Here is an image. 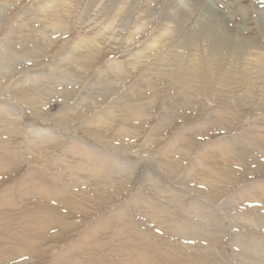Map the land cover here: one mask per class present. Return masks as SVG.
Masks as SVG:
<instances>
[{"label":"rangeland","instance_id":"1","mask_svg":"<svg viewBox=\"0 0 264 264\" xmlns=\"http://www.w3.org/2000/svg\"><path fill=\"white\" fill-rule=\"evenodd\" d=\"M0 1V264H264V0Z\"/></svg>","mask_w":264,"mask_h":264},{"label":"bare ground","instance_id":"2","mask_svg":"<svg viewBox=\"0 0 264 264\" xmlns=\"http://www.w3.org/2000/svg\"><path fill=\"white\" fill-rule=\"evenodd\" d=\"M50 1L51 2H48V3H51L50 7H53V6L55 7V5H57V3H59V2L61 4L64 3V0H50ZM0 4H2L1 1H0ZM208 8H210V7H208ZM174 9H176L177 14L179 13L178 14L179 16H181L184 13L183 9L179 8V6H177V5L175 6ZM259 23L261 24V27L264 28V18H261ZM108 27L109 26H106L107 29H108ZM57 28H58V30L60 29L59 26H54L53 29H51V30H47L46 29L45 32H47V31L56 32ZM44 38H47V37H44ZM159 40L160 39L155 41L154 47L150 51H154L153 54L151 53L153 57L155 55L159 54V59L160 58L162 59L163 58L162 54L165 53V51L163 50V46H164L166 40H164L163 43H159ZM41 43H44V42H41ZM36 44H37V42H36ZM36 44L34 43V47H36ZM85 52H86V50H85ZM85 52L78 51V50L76 51L75 50V52L71 53L70 55H68L67 58L64 61H69L70 64L72 62H75V63L79 62L78 64L82 65L87 59V52L86 53ZM133 54H135V53H133ZM218 58L221 59L222 57L218 56ZM242 58H243V56H242V54L240 52V57L237 58V62L236 63L229 62V63L225 64V66L222 65L221 67H218V65L215 66L214 63H206V64L200 63L199 65L200 66H205L206 65V67L208 69V73H210L211 75L214 72H217L218 77L215 78L217 83H222L224 81H228L227 83H230V82L234 81V78L237 79V81L235 83L236 84L235 89L231 90L232 92H234L235 90H238L243 83L248 84L249 82H247V80H248L249 77L258 76L259 80L264 79L263 74L259 71L261 62H260V57L258 55L254 56V58H256L255 62H248V64L244 63ZM195 62L196 61L194 60V58H192V60H190L188 62L187 59L184 58L183 55H181V54L176 55V60H169V59H166V58L164 60L162 59V65H160L159 69L157 70V73L152 76V81L155 84L160 85L162 83V81L164 80L160 73L167 74L170 78L175 77L176 80H178V81L182 80L183 78L188 77L190 75L193 76L194 74H196L195 70H196L197 63H195ZM218 62H219V59L216 61V63H218ZM241 63H242V66H241ZM125 64H126L125 62L123 63L121 61L118 65H116L117 66L116 68H114L113 70L103 71V72H101L100 76L102 78L106 77V79L107 80L109 79V81L110 80H112V81L113 80L114 81H120L126 75V73H128V68L130 67L129 64H128V67ZM248 65H250L251 67H249ZM213 67H216L215 71L211 70ZM239 72L241 73V76L237 75ZM245 89H247V87H244L243 90H245ZM155 91L157 93L158 89H155ZM228 91H230V89H228ZM127 95H129V94L128 93H124L123 95L121 94V96H118V97L119 98H126L125 96H127ZM143 95H144V93L141 95V98H139V99H142ZM187 100H188V98H186L183 95H180L177 98H170L168 101H166L167 104L165 102L166 108L163 109V114L167 115V116L176 115L179 112V110L184 106L183 103H185ZM119 101H121L120 105L125 103L124 99H120ZM200 101L201 100L199 99L198 103ZM139 102H141V100L140 101L138 100V103ZM132 124H135V123L132 122ZM156 128L154 129L155 131H156ZM91 130H92V128H91ZM94 130H95V132H98L97 129H94ZM155 131L153 133H155ZM95 135H96V133H95ZM206 182L208 183V181H206ZM208 192H209V190H208Z\"/></svg>","mask_w":264,"mask_h":264}]
</instances>
